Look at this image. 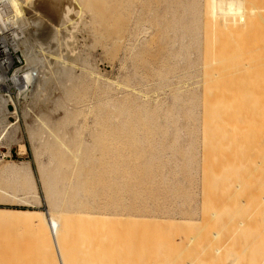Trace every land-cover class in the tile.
I'll return each mask as SVG.
<instances>
[{"label": "bare ground", "instance_id": "1", "mask_svg": "<svg viewBox=\"0 0 264 264\" xmlns=\"http://www.w3.org/2000/svg\"><path fill=\"white\" fill-rule=\"evenodd\" d=\"M82 1L84 9L90 13L93 23L103 35L111 23H130L135 14L131 8L137 5L142 6V11L146 10L149 19L151 16V20L159 18L158 13L150 12V3L160 2L157 0L153 3L151 0ZM165 1L175 5L168 8L170 22L182 25L186 36L191 38V45L196 43V29L190 24L198 23V66L201 73L197 86L201 89L198 107L202 132L200 193L197 192L202 206L200 219L184 214L171 219L166 216H111L83 212V202L76 198L85 187L84 181L71 178L65 184L62 182L64 179H53L62 177L61 174L51 171L46 187L52 204L63 208L64 198L70 193L74 196L71 203L73 210H50L46 214L29 208L12 210L0 207V224L12 227L0 242V264H207L209 261L206 263V260L212 257L220 258L223 254L221 250L225 252L227 264H264V227L260 229L258 226L256 232L252 229L247 234L250 239L246 238L243 245V240H239L242 249L236 247L238 241L232 243L236 232L242 230L245 233V230L251 229L252 226L248 225L255 214L258 216L260 211L259 217H264V212L261 215L264 184H260L263 188L258 187L263 193L259 196L255 194V201L252 199L255 197L253 191V195L251 193L255 187L248 185H251L248 179L264 180V0ZM60 7L53 5L51 0H0V90L8 91V83H11L19 91L32 85L38 93L47 79L49 68L62 62L55 48L59 49L64 39L62 27L72 15L70 8L62 11ZM51 15L58 18V25ZM16 53H19V59L28 72L8 78L7 73L13 67ZM39 66L41 70L37 74ZM63 89L67 97L77 94L76 88ZM113 109L121 110L119 106ZM73 119L74 115L66 112L61 122H49L51 126L46 123L48 121L41 124V128H47L39 131H48L46 148L65 147L71 142L72 136L68 138L65 131L68 127L64 130L65 126L60 123H70ZM110 119L113 121L111 124L117 127L126 124L116 118ZM109 125L104 122L102 128L106 129ZM97 140L100 143V138ZM74 141L73 144L82 147L83 141ZM1 171L5 176L18 180L28 175L25 168L19 165H7ZM256 201L262 203L261 209ZM254 204L259 208L258 214L255 209V213L253 208L249 209ZM260 224L264 226V220L263 225L262 222ZM243 232L242 235L246 236ZM223 234L228 235L226 239L221 238ZM217 240H221L218 243L220 247L212 248Z\"/></svg>", "mask_w": 264, "mask_h": 264}, {"label": "rangeland", "instance_id": "2", "mask_svg": "<svg viewBox=\"0 0 264 264\" xmlns=\"http://www.w3.org/2000/svg\"><path fill=\"white\" fill-rule=\"evenodd\" d=\"M51 1L56 7L61 5L62 11L70 8L72 15L62 27L64 39L59 49L55 48L62 62L49 68V77L38 93L32 85L19 91L11 83H8V91L0 90V207L12 210L29 208L46 214L50 210L72 211L74 196L70 193L64 198L63 208L52 204L46 179L54 171L62 177L53 179H64L63 183L71 178L84 181L85 187L76 198L83 202V212L111 216H166L171 219L184 214L200 219L202 206L198 193L202 132L198 107L201 89L197 86L201 73L198 23H185L196 29V43L191 45V38L186 36L182 25L170 22L168 8L175 5L164 0H157L158 3L151 0L150 12L158 13V20H151V15L149 19L146 10L142 11V6L137 5L131 8L135 14L130 23H111L103 35L84 9L82 0ZM62 2H68L66 7ZM51 16L58 25V18ZM13 58L8 78L28 72L19 53ZM36 69L38 74L41 68ZM63 88H76V96L67 97ZM116 106L123 111L113 109ZM66 112L73 114L74 119L60 125L65 126L64 130L68 127L65 131L68 138L72 136L71 142L65 147L46 148L48 131L44 134L47 127L43 129L41 124L61 122ZM110 117L120 123L126 122L125 126L112 125ZM104 122L110 123L106 129L102 128ZM74 140L83 141L82 147L73 144ZM7 165L25 168L27 178L24 176L25 179L18 180L5 176L1 170ZM248 180L251 182L249 186L258 189L257 192L251 190L255 201L256 195L263 193L260 184H264V180ZM259 205L261 209L262 203ZM255 206H249V209L253 208L257 213L259 208ZM261 212L263 215L264 208ZM258 213L248 225L252 226L251 229L245 233L242 230L236 232V238L232 239L234 244L238 241L236 247L239 246V250L246 238L250 239L247 234L252 229L256 232L258 226L260 229L264 227L260 224L263 225L264 217H259L260 211ZM11 229V226L0 224V242ZM223 236L221 238L226 235ZM239 240H243L242 245ZM220 242H214L216 245L212 242V248L220 247ZM220 252L223 253L222 261L211 255L208 257L212 259L206 263L227 264L224 250Z\"/></svg>", "mask_w": 264, "mask_h": 264}, {"label": "built area", "instance_id": "3", "mask_svg": "<svg viewBox=\"0 0 264 264\" xmlns=\"http://www.w3.org/2000/svg\"><path fill=\"white\" fill-rule=\"evenodd\" d=\"M2 158H4V157L2 156Z\"/></svg>", "mask_w": 264, "mask_h": 264}]
</instances>
